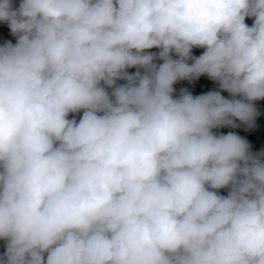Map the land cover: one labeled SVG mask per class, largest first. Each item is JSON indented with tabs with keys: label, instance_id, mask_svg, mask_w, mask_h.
<instances>
[{
	"label": "clouds",
	"instance_id": "1",
	"mask_svg": "<svg viewBox=\"0 0 264 264\" xmlns=\"http://www.w3.org/2000/svg\"><path fill=\"white\" fill-rule=\"evenodd\" d=\"M0 21V264H264V153L213 132L255 126L264 0H0ZM201 76L219 90L173 97Z\"/></svg>",
	"mask_w": 264,
	"mask_h": 264
},
{
	"label": "trees",
	"instance_id": "2",
	"mask_svg": "<svg viewBox=\"0 0 264 264\" xmlns=\"http://www.w3.org/2000/svg\"><path fill=\"white\" fill-rule=\"evenodd\" d=\"M20 2H21V0H12V4L15 8L19 7ZM245 23L248 26H251L253 23V19L252 18H246ZM8 41L15 44L16 43V37L12 35L7 23L0 21V45H3L5 42H8ZM149 51L158 53L159 49L153 48ZM203 51H204V49L194 48L192 50V54H193V56L198 57L199 55H201L203 53ZM173 58H176L174 56V54H173ZM154 62L157 64L162 63V61H160L159 59H157ZM189 63H191V61H189ZM129 70L130 69H128L127 71L130 74H132V72H130ZM198 79L203 81L207 85H209L213 90H215V91L219 90L218 83L216 81L210 80L207 76H201ZM117 83L123 84V83H125V81H118ZM109 91H111V89H109ZM221 94L225 95L227 98H230L229 93H227V92H221ZM255 106L258 109L259 115L256 118L254 127L249 128L246 125L240 124L239 121H238V123L236 121V123L239 125L238 127H235V128L221 127L218 129H213V131L216 132V134H225V135L228 134L229 132L235 133V134L241 136L242 138H244L245 140L248 141V143L250 144V151L251 152H253L254 154L257 153V151L260 150L259 148L261 146H264V133H262V131H261V128L264 130V100L256 101ZM81 115H82V112L77 113V114H70L69 119L75 118L78 122ZM254 129H255V132H253ZM220 194L225 195V189H221ZM0 242H1V240H0Z\"/></svg>",
	"mask_w": 264,
	"mask_h": 264
},
{
	"label": "rangeland",
	"instance_id": "3",
	"mask_svg": "<svg viewBox=\"0 0 264 264\" xmlns=\"http://www.w3.org/2000/svg\"><path fill=\"white\" fill-rule=\"evenodd\" d=\"M132 73L136 72L135 68H131L129 70ZM175 91L173 93L174 98H178L180 95V92L182 89H186L188 92H190L193 96L206 94L209 91H215L213 90L209 85L204 83L203 81L199 79H193V80H181L178 81L173 85ZM225 98H227L225 95H223ZM238 123V121H237ZM262 133H264V130L261 128ZM214 132V131H213ZM255 132V129L253 130ZM216 133V132H214ZM260 150L257 151V153H264V146H261L259 148ZM227 189H225V195H227ZM6 251V242L1 240L0 242V257H3L4 253Z\"/></svg>",
	"mask_w": 264,
	"mask_h": 264
}]
</instances>
